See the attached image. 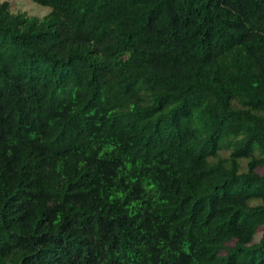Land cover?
<instances>
[{
    "label": "trees",
    "instance_id": "16d2710c",
    "mask_svg": "<svg viewBox=\"0 0 264 264\" xmlns=\"http://www.w3.org/2000/svg\"><path fill=\"white\" fill-rule=\"evenodd\" d=\"M33 1L0 2V264H264V0Z\"/></svg>",
    "mask_w": 264,
    "mask_h": 264
},
{
    "label": "rangeland",
    "instance_id": "374dc122",
    "mask_svg": "<svg viewBox=\"0 0 264 264\" xmlns=\"http://www.w3.org/2000/svg\"><path fill=\"white\" fill-rule=\"evenodd\" d=\"M5 0H0V2ZM11 3V10L14 12H26L29 15H35L42 17L51 11V8L48 6L40 5L33 0H8ZM230 153V149L223 147L220 151L222 156H228ZM261 236V232H259L256 236V240H258Z\"/></svg>",
    "mask_w": 264,
    "mask_h": 264
}]
</instances>
